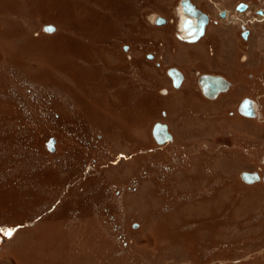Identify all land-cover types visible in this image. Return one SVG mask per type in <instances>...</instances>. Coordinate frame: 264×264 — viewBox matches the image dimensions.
<instances>
[{"label": "rangeland", "instance_id": "obj_1", "mask_svg": "<svg viewBox=\"0 0 264 264\" xmlns=\"http://www.w3.org/2000/svg\"><path fill=\"white\" fill-rule=\"evenodd\" d=\"M174 1L0 0V264H264V181L240 173L263 164L264 114L225 121L241 94L264 105V64L239 58L221 124L177 122Z\"/></svg>", "mask_w": 264, "mask_h": 264}, {"label": "flooded vegetation", "instance_id": "obj_2", "mask_svg": "<svg viewBox=\"0 0 264 264\" xmlns=\"http://www.w3.org/2000/svg\"><path fill=\"white\" fill-rule=\"evenodd\" d=\"M182 1H184V0H175L173 2L174 4L172 3V6L174 8L171 11V13H173L175 11V7L178 6L177 7L178 21H177V24L175 25L176 31L174 30V32H173L174 37H176L179 40H185L184 41V42H186L185 44H188V45L189 44H198L202 38H198V39L196 38L194 40H187L186 34H185V29H183V27L181 26V22L187 14V13L183 12V10L181 8L183 5ZM188 1L194 4V6H195L194 13L196 15H201L202 13H204L207 16V22L205 24L203 33L200 35V37L204 36L206 27L211 23L214 25H220V24L238 25V28H239L238 29V37L241 39V41L243 43L247 42V44H249V43H251V41H253V36H254V38H255V36H257L259 38L260 43L264 44V1H263L262 5H260V4H256V2H254L255 0H236V1L222 0L223 1L222 3L220 2V0H205L209 7L215 8V15H214V13L209 12L208 9L205 6L201 5L197 0H188ZM232 2H233V4H229ZM219 4L221 6H219ZM253 6H255V7H253ZM157 16H159V17L156 18ZM152 19L154 21L153 23L157 27L158 26L164 27V25L165 26L168 25L166 27H169V24L171 22H173L171 14L164 15V14L159 13V15L152 16ZM156 21H160V22H156ZM252 24H259V26H260L259 34H257V35L254 34V32L252 30ZM210 47H211V45H210ZM146 55L150 59L155 58V54L152 51H148L146 53ZM241 59H242V56H241ZM157 64H159V63H157ZM263 64H264V59H263L262 65ZM197 65L200 66V64H197ZM183 67H180L176 64H170L166 69V76L168 77L169 83L171 84L172 88H174L173 86H176V85L174 83V79H173L172 75L170 74V72H171V70L173 71V68H175L180 73V75L178 76L180 81L177 84L176 88H174V89H180V87L182 85H184V86H186L185 88H187L188 92H193L194 90L197 92H200V94L204 98H207L211 102H215V104H217L215 109H212L211 105L207 104L208 108L204 114H207V117H214L213 121L212 120L206 121L207 124H215L216 122H217L216 124H218V123L221 124V121L219 119L222 120V116H226V114L228 115V118H226L225 121L231 120L232 115H234L233 118L239 116L241 119L252 121L250 124H255L256 118L259 117V119H260L261 113L264 114L263 103H260L259 99H256L253 95H250L249 93L241 94L239 98L233 100L234 101L233 105L229 109L227 108L225 110L226 114H225V112L223 113L224 108L219 109L220 108L219 104H221L222 99L225 100L227 97H229V94L234 92L235 82L232 79V77L226 73H222V72H218V71L200 70L197 66L192 67L193 68L192 71L187 69L185 66H183ZM247 74H248V77L253 78V73L248 72ZM206 75L212 77L211 79H214V77L218 78L217 80L220 82L218 84H216L217 88H215V89L210 88V86L207 88L203 87L204 77ZM262 78H264V76H262ZM214 81H216V79ZM167 90H168L167 88H163L162 92L164 91L163 93H165V92H167ZM248 98L251 101H253L252 105L254 106V108H253L252 112L254 115L245 116V115L241 114L240 112H242L243 106H245V104L247 103ZM260 108L263 112L262 111L260 112ZM208 113H214V114H216V116H211L212 114H208ZM262 118L263 119H261V120L263 121L262 124L264 127V117H262ZM157 122L163 123V124H168L167 122H161L159 120H156V121H154L153 125L156 124ZM230 124H237V123L231 122ZM168 129H169V125H167V130ZM229 133H232V132L229 131ZM172 136L173 135H171V138H169V139H172ZM168 140H166V141H168ZM230 141H231V144H229L230 142H228V141H222V140H218L215 143V151L217 152V155H220L224 152V150H220L221 148H223V145L226 147L231 146L233 148V145H232L233 139H231ZM219 143H221V144H219ZM246 148L248 151L245 152V154L249 155V153H250V155H251V150H250L251 147L248 148V146H247ZM259 151H260V153H258V155H259V158L263 157V159H261V163H263V164H258L255 166L254 169L246 171V172L256 171L258 173L259 177L256 180H254V182H252V183H255V182L257 183L258 181H264V137H262V139H261ZM240 173H242V170ZM244 182L248 183L246 181H244ZM248 184H251V183H248Z\"/></svg>", "mask_w": 264, "mask_h": 264}, {"label": "crops", "instance_id": "obj_3", "mask_svg": "<svg viewBox=\"0 0 264 264\" xmlns=\"http://www.w3.org/2000/svg\"><path fill=\"white\" fill-rule=\"evenodd\" d=\"M252 30L257 35L260 30L259 24H252ZM201 38V41L196 45H188L178 40L177 46L172 47L173 44H167L165 50L169 61L176 60L178 64L185 66L191 71L193 70L192 67L198 66L197 64L199 63L201 67L217 69L218 72L226 73L229 76L233 74V70L243 71L242 69L245 68L244 63L246 62L242 63L239 61L241 56V60L247 61V65L249 64L250 67L257 68L263 62L261 60L264 57L262 53L263 48L260 49L258 46H262L263 44L260 43L259 38L257 36L254 38L253 36V41L249 43V48L246 52H243V48L241 49L243 42L238 37L233 25H214L211 23L206 27L205 34ZM208 44L211 47L208 48ZM170 51H174L178 55L176 59L169 58L168 53ZM210 55L214 57L215 63L208 64L205 62V56ZM180 90L182 89L169 90V95L167 96V101L171 99L170 108L174 109L177 122L181 121L182 124H205L204 119H208L207 114H204L207 110L206 100L208 99L204 98L197 91L193 92L191 96L187 95L186 90ZM224 102L222 99V104H219V107L223 106ZM210 105L212 109H215L217 106L215 102H212ZM200 115L202 116L200 117ZM191 118H194L196 121L191 120Z\"/></svg>", "mask_w": 264, "mask_h": 264}, {"label": "water", "instance_id": "obj_4", "mask_svg": "<svg viewBox=\"0 0 264 264\" xmlns=\"http://www.w3.org/2000/svg\"><path fill=\"white\" fill-rule=\"evenodd\" d=\"M182 10L183 12L187 13L186 16L183 18L181 22V26L185 29V34H186V39L187 40H194L196 39L199 35L203 33L205 24L207 22V16L206 14L202 13L201 15H196L194 13V6L189 3L188 0L182 1ZM160 22V21H156ZM45 29L51 28L52 30L55 28L52 24H44ZM170 74L172 75L174 79V83L177 86L179 83V78L178 76L180 75L179 71L173 68V71L171 70ZM212 77L210 76H205L204 77V84L203 87L207 88L210 86V88H217L216 84H218L220 81H218V78L211 79ZM216 79V81H214ZM216 82V83H215ZM252 102L249 98L245 106H243L242 112L245 114H253L252 110L254 106L252 105ZM156 127L155 130L152 129V133L155 137V139L159 142H163L171 138V133L167 130V124L159 123L157 122L154 124ZM242 178L247 181H253L258 178V175L255 172H242L241 173Z\"/></svg>", "mask_w": 264, "mask_h": 264}, {"label": "bare ground", "instance_id": "obj_5", "mask_svg": "<svg viewBox=\"0 0 264 264\" xmlns=\"http://www.w3.org/2000/svg\"><path fill=\"white\" fill-rule=\"evenodd\" d=\"M158 17H159V16H157L156 18H158ZM54 29H55V28H54ZM183 29H184V28H183ZM47 32H48V33H51L50 31H47ZM52 32H53V30H52ZM199 38H200V37H199ZM186 41H187V40H186ZM174 87H176V86H174ZM240 113L243 114V115H245V116L254 115V114H249V115L247 114V115H246V114H244L243 112H240ZM155 128H156V127L153 126L152 129L155 130ZM152 136L154 137L153 133H152ZM154 139H155V137H154ZM169 140H170V139H169ZM50 141H51L50 146H52V144H53V142H54V139L51 138ZM155 141H156L157 143H163V142H165V141H163V142H160V141H159V142H158L156 139H155ZM242 179H243V178H242ZM243 181H246V182H248V183H252V182H254V180H253V181H247V180H244V179H243Z\"/></svg>", "mask_w": 264, "mask_h": 264}, {"label": "snow or ice", "instance_id": "obj_6", "mask_svg": "<svg viewBox=\"0 0 264 264\" xmlns=\"http://www.w3.org/2000/svg\"><path fill=\"white\" fill-rule=\"evenodd\" d=\"M46 30H47V31H52V29H51V28H49V29H46ZM7 234H8V235H11V231H8V232H7Z\"/></svg>", "mask_w": 264, "mask_h": 264}]
</instances>
